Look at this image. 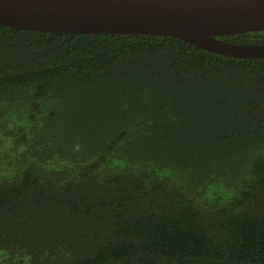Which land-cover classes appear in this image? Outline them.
Segmentation results:
<instances>
[{
    "label": "trees",
    "instance_id": "obj_1",
    "mask_svg": "<svg viewBox=\"0 0 264 264\" xmlns=\"http://www.w3.org/2000/svg\"><path fill=\"white\" fill-rule=\"evenodd\" d=\"M0 264H264V57L0 25Z\"/></svg>",
    "mask_w": 264,
    "mask_h": 264
},
{
    "label": "water",
    "instance_id": "obj_2",
    "mask_svg": "<svg viewBox=\"0 0 264 264\" xmlns=\"http://www.w3.org/2000/svg\"><path fill=\"white\" fill-rule=\"evenodd\" d=\"M0 25L19 30L160 34L216 55L264 57L263 44L219 36L264 29V0H0Z\"/></svg>",
    "mask_w": 264,
    "mask_h": 264
}]
</instances>
